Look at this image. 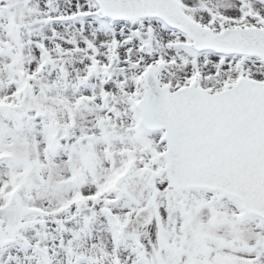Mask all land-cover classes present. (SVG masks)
<instances>
[{
    "label": "snow or ice",
    "instance_id": "snow-or-ice-1",
    "mask_svg": "<svg viewBox=\"0 0 264 264\" xmlns=\"http://www.w3.org/2000/svg\"><path fill=\"white\" fill-rule=\"evenodd\" d=\"M0 264H264V0H0Z\"/></svg>",
    "mask_w": 264,
    "mask_h": 264
}]
</instances>
